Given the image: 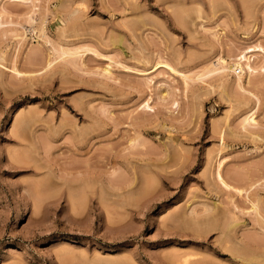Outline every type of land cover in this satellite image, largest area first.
I'll list each match as a JSON object with an SVG mask.
<instances>
[{
    "label": "rangeland",
    "instance_id": "rangeland-1",
    "mask_svg": "<svg viewBox=\"0 0 264 264\" xmlns=\"http://www.w3.org/2000/svg\"><path fill=\"white\" fill-rule=\"evenodd\" d=\"M256 41L264 0H0V264H264V71L210 70Z\"/></svg>",
    "mask_w": 264,
    "mask_h": 264
},
{
    "label": "bare ground",
    "instance_id": "bare-ground-1",
    "mask_svg": "<svg viewBox=\"0 0 264 264\" xmlns=\"http://www.w3.org/2000/svg\"><path fill=\"white\" fill-rule=\"evenodd\" d=\"M29 19L31 23L33 19L31 17ZM257 42L258 41H256L255 44L247 45L245 49L240 51V54L238 56L236 55L237 57H233V59H231L230 61H227L226 58L221 53H219V55H217L216 58L213 59L212 61L213 67L210 70L218 73L217 76L220 81L219 86H222L223 87L222 89L226 90L228 93H232V91H235V89H237V91L241 89L245 90L244 88L245 80L247 82L246 83L247 85L250 82H252L251 78L252 77L254 78L256 73H259L260 70L264 71V47L261 44H258ZM67 50L61 49V52L66 54V52H68ZM61 52L59 54H62ZM257 57L262 58L261 63H258L259 58L256 60ZM164 64L167 65L170 70L174 72H178V70L175 67L168 65L167 63ZM181 75H183V73ZM183 77L187 78V75H183ZM150 101H151V97L149 96L145 100V106L147 107L151 106ZM255 112L256 110L252 106L249 109H247L245 115L241 119V126L243 128H247L248 125H254L255 123H257V121L255 120L256 118ZM220 163L221 161L219 160L217 163V173H216L217 178L221 183L226 185L224 178L221 176L218 170L220 167ZM250 202L252 208L255 211H258L259 202L255 200H250Z\"/></svg>",
    "mask_w": 264,
    "mask_h": 264
}]
</instances>
